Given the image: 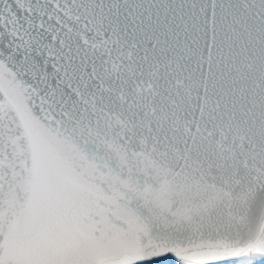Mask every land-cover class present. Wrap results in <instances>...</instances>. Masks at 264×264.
Returning <instances> with one entry per match:
<instances>
[{
	"label": "snow or ice",
	"instance_id": "snow-or-ice-1",
	"mask_svg": "<svg viewBox=\"0 0 264 264\" xmlns=\"http://www.w3.org/2000/svg\"><path fill=\"white\" fill-rule=\"evenodd\" d=\"M264 259V0H0V264Z\"/></svg>",
	"mask_w": 264,
	"mask_h": 264
},
{
	"label": "bare ground",
	"instance_id": "bare-ground-1",
	"mask_svg": "<svg viewBox=\"0 0 264 264\" xmlns=\"http://www.w3.org/2000/svg\"><path fill=\"white\" fill-rule=\"evenodd\" d=\"M168 257H165L163 259H159L155 264H166V262L168 261ZM216 264H240L239 261H235V260H232V261H218L216 262ZM253 264H257L255 262H253Z\"/></svg>",
	"mask_w": 264,
	"mask_h": 264
},
{
	"label": "water",
	"instance_id": "water-1",
	"mask_svg": "<svg viewBox=\"0 0 264 264\" xmlns=\"http://www.w3.org/2000/svg\"><path fill=\"white\" fill-rule=\"evenodd\" d=\"M158 260H146V261H140L138 264H155Z\"/></svg>",
	"mask_w": 264,
	"mask_h": 264
},
{
	"label": "rangeland",
	"instance_id": "rangeland-1",
	"mask_svg": "<svg viewBox=\"0 0 264 264\" xmlns=\"http://www.w3.org/2000/svg\"><path fill=\"white\" fill-rule=\"evenodd\" d=\"M253 262L257 264H264V259L254 260Z\"/></svg>",
	"mask_w": 264,
	"mask_h": 264
}]
</instances>
